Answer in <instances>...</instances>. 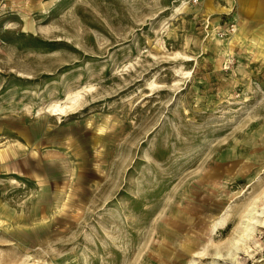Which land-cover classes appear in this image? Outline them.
<instances>
[{"label":"rangeland","instance_id":"rangeland-1","mask_svg":"<svg viewBox=\"0 0 264 264\" xmlns=\"http://www.w3.org/2000/svg\"><path fill=\"white\" fill-rule=\"evenodd\" d=\"M18 135L0 264H264V0H0Z\"/></svg>","mask_w":264,"mask_h":264},{"label":"crops","instance_id":"crops-1","mask_svg":"<svg viewBox=\"0 0 264 264\" xmlns=\"http://www.w3.org/2000/svg\"><path fill=\"white\" fill-rule=\"evenodd\" d=\"M32 137V135H28L25 139L18 135L13 139V137L10 136V142H6L3 147L8 150L4 153L3 157H0V180L5 177H10L17 172L16 168L19 159L32 158L31 153L35 151L33 149H35V146L38 143L34 142ZM0 145H2V143H0Z\"/></svg>","mask_w":264,"mask_h":264},{"label":"bare ground","instance_id":"bare-ground-1","mask_svg":"<svg viewBox=\"0 0 264 264\" xmlns=\"http://www.w3.org/2000/svg\"><path fill=\"white\" fill-rule=\"evenodd\" d=\"M80 99V98H79ZM78 101H76V98H69L66 102L62 103V104H57L55 106H53L49 112H52L53 115H63L68 108H71L70 107V104H76ZM258 208H253L249 214L247 215L248 216V219L244 222V233L243 235H247L249 234L250 231H252L253 227H252V224H253V221L255 220L256 216V212H257ZM250 236V235H249ZM246 238V237H245ZM244 238V239H245ZM248 239V237H247ZM246 239V240H247Z\"/></svg>","mask_w":264,"mask_h":264},{"label":"built area","instance_id":"built-area-1","mask_svg":"<svg viewBox=\"0 0 264 264\" xmlns=\"http://www.w3.org/2000/svg\"><path fill=\"white\" fill-rule=\"evenodd\" d=\"M232 28H234V27H229V28H227V29H224V28H221V29H218L219 30V33L221 34V35H227L229 32H231V31H235L236 29H232ZM232 29V30H231Z\"/></svg>","mask_w":264,"mask_h":264}]
</instances>
